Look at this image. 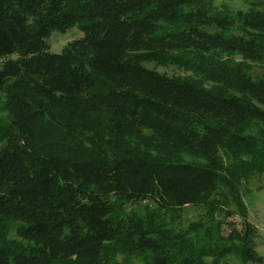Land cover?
<instances>
[{"label":"trees","instance_id":"obj_1","mask_svg":"<svg viewBox=\"0 0 264 264\" xmlns=\"http://www.w3.org/2000/svg\"><path fill=\"white\" fill-rule=\"evenodd\" d=\"M243 1L0 0V264H194L166 220L187 206L240 216L226 238L263 263L241 189L264 173V0Z\"/></svg>","mask_w":264,"mask_h":264},{"label":"rangeland","instance_id":"obj_2","mask_svg":"<svg viewBox=\"0 0 264 264\" xmlns=\"http://www.w3.org/2000/svg\"><path fill=\"white\" fill-rule=\"evenodd\" d=\"M213 6L227 10L231 14L248 9V4L243 0H211ZM82 32L76 27L64 33L53 31L48 39L50 51L60 53L62 48L71 40L80 38ZM148 64L147 66H151ZM253 70H258L253 66ZM174 69L168 68V72ZM4 97L0 98V117H6L3 111ZM242 199L246 206L247 221L256 228L257 236L254 240V252L263 258L264 264V173L252 174L242 186ZM233 208V206H230ZM147 210L154 211V206L141 203L129 206L126 210L136 215H144ZM207 215V214H206ZM169 227L175 231L186 232L191 237L194 245V264H259L243 262L236 254L233 244L227 240L230 229L241 233L243 220L236 215L227 218L225 214H214L212 218L205 216L201 207L187 206L176 215L166 217ZM195 225V226H193ZM237 243V242H236ZM117 264H151L149 256H134L130 258H117Z\"/></svg>","mask_w":264,"mask_h":264}]
</instances>
